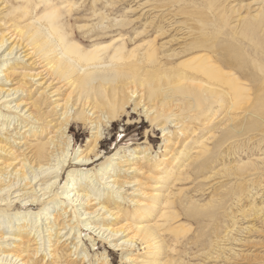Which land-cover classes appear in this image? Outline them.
I'll list each match as a JSON object with an SVG mask.
<instances>
[{
  "label": "bare ground",
  "instance_id": "6f19581e",
  "mask_svg": "<svg viewBox=\"0 0 264 264\" xmlns=\"http://www.w3.org/2000/svg\"><path fill=\"white\" fill-rule=\"evenodd\" d=\"M23 1L14 6L8 0H0V264H63L65 256L78 264H91L83 246L84 231L93 232L112 251L120 252L125 264H172V258L162 256L169 250L162 235L175 237L183 232L175 225L174 204L184 203L192 208L194 203L191 197L182 202L183 189L173 192L171 186L178 175L185 181L193 174L194 179L204 177V171L218 162L222 143L209 148L215 135L207 136L208 132L193 145V138L185 137L187 142L182 149L174 148V143L162 158L170 159V166L156 175L154 189L147 193L137 176L145 170L158 169L163 163L151 156L150 147L127 151V156L121 154L126 148L120 147L100 162L96 152L99 142L109 125L128 116L129 105L133 113L142 110L169 145L174 142L173 134L185 135V123L202 120L214 105L219 111L224 109L222 114L228 117L229 125L222 132H240V128H235L241 124L234 127L230 123L238 117V110H242L249 124H254L264 108V61L257 63L252 59L248 65L251 71L262 75L250 78L256 89L249 108L247 84L225 70V64L242 72L245 60L240 50H244V44L253 50H264L260 37L264 36V1L260 0L252 13L236 16L233 22L225 7L220 6L223 14L217 21L213 18L216 26L210 29L205 28L199 16H191L180 8L165 12L150 7L146 0H133L137 2L135 7L126 11L140 10L133 20L141 18V29L131 31L132 37L126 34L132 23L128 17H112L110 14L118 12L105 11L113 6V1L119 4L125 0H102L100 9L94 8L96 0H89V8L82 10V3L74 0ZM54 1H59L60 6ZM214 2L210 0L209 5ZM35 5L43 9L37 10ZM79 10L81 14L88 12L85 17L90 19V23L76 25L81 36L91 41L88 49L70 39L63 21V15L77 14ZM15 13L19 14L16 20L12 17ZM106 32L114 37L101 43L105 38L100 41L97 36ZM148 33L151 40L144 42L141 38V43L127 47V40L133 42ZM157 39L161 41L158 47ZM165 43L178 46L167 51V60L189 57L177 59L167 67L158 53ZM209 50L216 58L207 54ZM261 54L264 56L263 51ZM247 69L244 71L248 73ZM74 123L88 127L90 136L84 150L72 153L69 128ZM199 125L204 123L199 121ZM262 157L256 158L262 165L259 168L251 169L258 164L248 159L236 165L245 172L261 169L258 173L262 174ZM98 162V167H90ZM125 187H131L132 192L121 196ZM249 188H244L245 194L235 203L247 201V211L242 210L240 217L244 219L243 212H247L248 217L264 221V205L254 202L257 193L252 194L254 188ZM126 203L128 208L124 209ZM237 219L232 217L222 236L201 250L205 260H225L229 254L225 256L224 251L235 254L232 247L227 249L223 243H237L233 237ZM87 239L93 248L97 245L93 238ZM138 246L145 251L144 258H133ZM99 258L96 264H107L105 253Z\"/></svg>",
  "mask_w": 264,
  "mask_h": 264
},
{
  "label": "rangeland",
  "instance_id": "374dc122",
  "mask_svg": "<svg viewBox=\"0 0 264 264\" xmlns=\"http://www.w3.org/2000/svg\"><path fill=\"white\" fill-rule=\"evenodd\" d=\"M8 1L11 5H14V6L24 2L23 0H8ZM36 1L37 0H33L31 2L35 3ZM63 1L70 2L72 0H63ZM96 1H97L95 2L96 4H94L95 7L93 6L94 8L100 9L101 7H103L102 5L104 2H102V0H96ZM142 1H145V0H142ZM146 1L149 2L147 5H149L150 7H157L158 9L162 8L163 11L165 12H169V11L176 12L177 10L179 11V8H180L184 10L185 13H189L191 16L192 15L194 17L199 16L202 22L204 23L205 28L207 27L210 29L216 26L213 20L214 19L216 20V18L221 16L220 13L223 14V11H222L223 9L221 10V7L223 8L225 7L227 16H231L230 18H228L229 21L233 22L235 17L238 15L244 16L246 13H252L254 10H256L259 7V2H260V0L258 1L257 0H215L214 3L209 5L210 0H146ZM58 2L59 1H54V5L60 6ZM73 2L79 5H81L82 3L81 10L89 8V5H88L89 0H74ZM135 3L137 2L136 1L133 2V0H125L119 4L113 1V6L115 7L112 6L111 8H108L105 10V11H111V12L112 11L118 12L117 14H114V15L110 14L112 17L123 14L125 15L126 18L128 17L129 20L132 21V23H130L129 25L130 27L126 29L127 31L125 30L127 32L126 33L127 36H130V37H132L131 36L132 32H134L135 30L138 32L141 29L139 27V25L141 24V18L133 20L139 15L140 10L139 9L133 10L132 12L126 11L128 7L134 8ZM41 8L43 9L41 5H37L35 9L41 10ZM81 10H79L77 14L71 13L70 16L63 15V21L67 28V32L69 33L70 39L74 41L81 48L88 49V47L90 48L91 41L81 36V32L77 31L76 29V25L78 23L79 25L90 23V19L88 17L86 19L85 17V16H88V12L87 14L86 13L81 14ZM219 10L222 12H220ZM218 13L220 15L217 16ZM213 14H215L217 17H213L215 16ZM12 17L15 18L16 20L19 17V14L15 13ZM185 17H182V18H185ZM189 23L191 25H194V23L192 24L191 21H188V24ZM102 35H104L105 37ZM106 35L108 36L110 35V33L106 32L104 34L99 35L101 37L97 36V38L100 41L103 38H105L101 42V43H104L103 41L107 42L114 37V35L113 36L110 35V37L108 36L109 37L108 38ZM140 36L137 37V39H135L136 41L134 40L133 42H129L127 40L126 42V45H128L127 47L135 46L134 44L136 43H141L140 41L141 38H142V41L144 42L152 39L150 33L144 36L142 34ZM124 37L126 38V36ZM260 37L262 40H264L263 35ZM168 39L169 38H167L166 40ZM218 40L220 41V39ZM160 43L161 41H158V39L155 41V44L157 47ZM175 44L172 46V45H168L165 43V46L163 49H158V53L162 54L161 56L159 55L160 56L159 60H161L162 63L164 62L167 63L168 64L167 67L172 65L174 62H176L177 59H180L179 57H181L179 56L178 58H175L174 60H172L173 62H171L170 60H167L166 58L167 51L178 47V46H175ZM244 47H245L244 50L242 48L240 50V52L244 56L243 60H245V63H246V65L245 63L241 65L243 69L242 72L236 69L235 67H232L230 65L228 66L227 64H225V70L231 71L230 73L234 77H237L239 81H242L245 85L247 84L246 93L248 95V99L250 100V102L248 101L247 104L249 105H246V106H248L249 108L251 103H253V99L255 96V89H256L255 87L256 85L252 82V79H253L252 76H262V75L259 74L256 70L254 71V69H252L251 71L250 69L252 67H249L248 65L252 59L253 61L255 59L257 63L264 61V56L261 54V52L262 51L264 52V50L261 49V52H260L259 49H255L256 50L255 51L253 49H250V47H248L246 44H244ZM207 54H209L210 56L213 55L212 52L210 53V50L208 51ZM187 57L183 56L184 59H186ZM183 58H181L180 61L184 60ZM212 58H216V56L213 55ZM219 65H223V64L221 63ZM244 68L245 69L248 68L247 71L249 74L245 72L246 70L244 71ZM253 71L256 73H253ZM250 81L252 84L250 83ZM211 110H210L211 112L209 111L206 114L205 116L206 118L203 117L202 120L201 119L199 120L200 122L202 121V123H204V126H200L199 121L185 123V126L186 127L188 126L186 128L187 130L185 132V135L179 136V135L173 134L174 142L169 145L163 142L162 140L163 138H161V132L157 130L156 127H152L150 123L146 120L144 115L141 113L142 110H137L135 111V113H133L132 105H129V107L126 109L128 116L127 117L123 116L117 119L114 124H112L111 126L109 125V127L105 129L103 138L99 142V147L97 148L96 152L100 156V159H101L100 162H101L105 156L113 154L120 147H123V148L125 147L127 149L121 152V154L126 155V156L130 154L127 151L135 150L137 148L150 147L151 156L156 157V160L158 159L159 161L163 162L162 165L159 166L158 168L159 170L151 169L149 170L150 172L145 170L137 176V182L142 181V182H139L140 185L142 184L144 186L143 188L145 189V191L147 193H150V191H153L152 188H153V185H155L154 179H156V175L157 177L160 176L162 170L164 169L166 170V167L170 166L169 165L170 159H167L166 161H163L162 159L163 155H165L166 152L169 150L167 149L168 147H172L173 144L175 143L174 148L182 149V147L187 142L185 137H188V136L191 137V139L193 138V140H191L192 143L190 144V145H193L194 142L197 141V139H200L202 135H205L204 133L208 132V135L206 134L207 136H210V134L215 135L214 140L212 141L211 144H209V148L213 147L215 143L216 144L219 142L222 143L221 151L219 149V151L222 153L221 154L218 153V158H217L218 162L217 161L214 162L211 165V167H209V169L204 171L205 173L204 177H200V178L198 177L194 179L195 175L193 174V176L191 175L192 177L190 176L191 178H188L189 180L187 179L185 181L183 180L182 176L178 175L176 177L177 180L175 181L173 186H171V190L173 192H176L177 190L182 191L183 189L182 194L180 195V197L182 198V202H185L184 199L191 197L192 199H190V201L192 200L191 203H194L192 205L195 206V208L193 206H192L193 209L189 208L190 206L187 204L184 205V203L181 204L182 206L179 204H174L172 209L175 211V214L173 211L172 212H173V215L176 217L175 225L177 224V226L182 228L183 232L176 235L177 237L176 236L174 237L173 235H167V234L162 235V238L165 240L164 244L166 245V247L169 248V250L170 249L173 250V248H175L173 253H170V251L167 250L165 251V254L162 256L166 255L172 258L171 260V262H173L172 264H183V262L184 264H264V221L258 218L248 217L247 212H243L244 213L243 215H245L246 217L244 219H241L240 217L242 215L241 211L242 210L247 211L246 210L247 201L245 202L241 201L240 203L235 204L238 198L242 197V195L245 194L244 188L250 187L251 189L254 188L251 191L252 194L257 193V196L253 197L254 202L256 204L262 203L264 205V177H262V175H264L263 174L264 171L262 172V174L260 173L261 175L258 173L262 171L261 169H260L261 171L259 170L258 172H255V171L245 172L244 169H241V170H244V171H241L236 165V164H240L241 162H246V160L248 159L251 162H255V164H258V166L255 165V166L250 167L251 169H253V167L255 168L262 167V165L257 162L256 158L261 159L262 156L264 157V108L262 111H260V113L257 114V116L259 117L258 119L259 122L257 120L254 124H249L242 110H238L237 111L238 117L235 118L236 119L234 120L235 122L233 121L230 123H234L235 124L233 125L234 127L238 123L241 124L239 126L237 125L238 127L236 126L235 128V129L240 128L241 130L240 132L230 131V133L221 131V130L227 129L226 126L229 125L227 122L228 117H226L227 116L226 113L222 114L224 113V109L219 111L218 107L214 105ZM131 112L133 114H131ZM221 115L222 116L224 115V117L221 118L222 117ZM169 130L172 132L174 131L173 128H169ZM191 131L193 132L191 133ZM69 135L71 137V142L73 146L72 153H74L79 149L80 150L85 149L86 139L90 136V130L88 127H85L81 124L74 123L69 128ZM220 138L222 141L219 140ZM220 158H223V159H221L220 161ZM100 162L94 163L90 167L91 168L94 166L98 167ZM213 165L215 168L212 167ZM217 168H218V171H216ZM225 168L227 169L225 170L226 172L224 171ZM237 168L239 170H236ZM254 172L259 175L257 176V174H255ZM240 173H243V174L239 175ZM243 175L246 179L244 177H243L244 179L242 178ZM125 176L128 178L131 175L129 176L125 175ZM205 176H207V179H205ZM242 180H245V181H242ZM222 181H223V184H222ZM239 181H241L242 183H237ZM244 182H246V184H244ZM238 184H241V185H238ZM150 185L152 186L151 189H149ZM135 188L137 187L135 186ZM250 188L249 190H251ZM131 192H132L131 187H125L123 189V194L121 196H125L128 193L130 194ZM123 208L124 209L128 208V204L127 203L124 204ZM33 210L34 212H36L35 208H33ZM134 214L135 213L133 212L130 216H133ZM234 216L236 217V219L238 217V219H237V224H236L237 229H236V232H234L233 237L238 241L237 243L235 242L233 243V241L229 240L227 241L228 244H224L225 243L224 242L223 245H226L227 249L229 247H232L231 249L233 250V253L235 254H231L228 251H224V253H226L225 256H227V253L229 254L227 256V259L225 260H223L222 258L220 259L216 258L214 260L212 259L208 261L205 260V258L203 257L201 253V250L207 247L208 244H211L213 241H216L215 239L218 240L222 236V233L224 232L223 230H225L227 227L231 225V219ZM152 218L153 220L156 219L155 217H152ZM86 235L87 237L93 238L92 240L94 241V245L97 244L94 248L91 246L92 245V243H90L91 240H88L87 237H85ZM82 241H83V246L85 245L84 246L85 250L89 256L88 259L89 258L91 259V260L89 259L91 264L99 263L98 260L100 259L99 258L100 254L102 255L103 253H105V256L108 259L107 264H125L123 261H121L120 252L112 251L109 245L100 241V239L93 232L84 231L82 235ZM176 241H178L179 243ZM138 247L137 249L135 248V250H133V254H132L133 258L137 256L140 258H144L146 255L145 251L141 250L142 248H140V246ZM62 261L64 262L63 264H72V263L78 264L76 260L73 261L70 257H66V256L64 257V260ZM46 264H49V261Z\"/></svg>",
  "mask_w": 264,
  "mask_h": 264
}]
</instances>
